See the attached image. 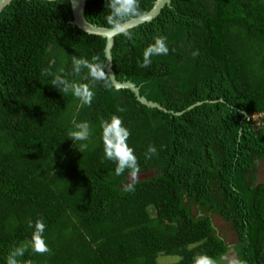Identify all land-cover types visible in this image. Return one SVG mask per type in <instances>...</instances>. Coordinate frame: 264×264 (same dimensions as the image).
<instances>
[{"label":"trees","instance_id":"obj_1","mask_svg":"<svg viewBox=\"0 0 264 264\" xmlns=\"http://www.w3.org/2000/svg\"><path fill=\"white\" fill-rule=\"evenodd\" d=\"M152 2L140 0L143 13ZM107 15L105 0H84L87 23L109 28ZM70 21L68 0H10L0 10V264L21 244V264L219 262L227 247L209 215L228 226L235 259L264 264V183L254 182L264 160V0H168L129 28L132 39L112 37V77L159 109L110 82L96 83L91 106L53 87L42 75L52 60V73L82 83L73 56L104 62V39ZM158 35L168 55L140 68ZM112 115L148 177L126 182L105 158L100 123ZM84 121L89 140L73 142L74 122ZM149 145L157 154L146 159ZM41 217L43 255L29 227Z\"/></svg>","mask_w":264,"mask_h":264},{"label":"clouds","instance_id":"obj_2","mask_svg":"<svg viewBox=\"0 0 264 264\" xmlns=\"http://www.w3.org/2000/svg\"><path fill=\"white\" fill-rule=\"evenodd\" d=\"M105 7L108 9V15L105 19L109 29L118 34H123L128 39H132V33L126 26L131 24L133 20L139 19L144 15L140 7V0H105ZM153 41L143 51L142 60L138 62L140 68L150 67L152 57L166 56L169 53V47L164 36H155L153 37ZM54 64L55 60H52L49 68H45L42 75L51 76V85L53 87L59 92L71 93L84 105L91 106L95 96L93 89L96 83L102 81L107 86L110 79V76L105 71L106 65L99 60V57H93L91 61L83 57H72V72L79 75L84 71L85 75L82 79L87 82L83 83L74 80L70 81L59 73H52L50 68ZM62 71L61 69L60 73ZM119 111L122 112L124 109L121 108ZM100 127L102 129L101 139L104 146V155L107 160L115 163L116 175H123L127 172L130 177L137 178L141 169L134 149L127 143L131 133L124 126L122 118L117 115H112L109 119H102ZM91 134L92 129L89 122H74V130L70 131L69 139L73 142L87 141ZM87 147L88 145L86 143H81L80 145L81 151L87 149ZM161 148L163 149V146ZM156 154V147L149 145L145 158L150 159L152 155ZM129 190H132V185H129ZM29 227L34 229L31 235L32 251L41 255L50 252L43 235L46 229L43 218H38L34 224L29 221ZM27 250V244L14 247L7 256L6 264H21L19 258L23 257ZM24 264H32V262L29 260L25 261ZM193 264H218V261L207 254H198L194 258ZM231 264H246V262L233 259Z\"/></svg>","mask_w":264,"mask_h":264},{"label":"water","instance_id":"obj_3","mask_svg":"<svg viewBox=\"0 0 264 264\" xmlns=\"http://www.w3.org/2000/svg\"><path fill=\"white\" fill-rule=\"evenodd\" d=\"M9 1L10 0H0V10ZM45 1H53V0H45ZM83 2L84 0H68L69 10L71 15L70 24L87 35L99 36L104 39V46L102 49V53H103L104 63L106 65L105 71L110 76L109 82L111 87L113 89H119V88L128 89L139 104L145 107L159 109V107L156 104L145 101L142 97L138 96L137 88L134 87L131 83L127 81L117 82L114 80L110 71L109 49L111 47L112 37L118 33L111 31L109 28L97 27L87 23L82 17ZM167 2L168 0H153L149 10L146 13H144V15L141 16L139 19L133 20L131 24L127 25L126 27L129 29L143 22L150 21L153 17H155V15L158 13L159 9L163 6V4H166Z\"/></svg>","mask_w":264,"mask_h":264},{"label":"rangeland","instance_id":"obj_4","mask_svg":"<svg viewBox=\"0 0 264 264\" xmlns=\"http://www.w3.org/2000/svg\"><path fill=\"white\" fill-rule=\"evenodd\" d=\"M255 181L257 183H264V160L256 162L255 166ZM150 175V173L139 174L137 178H132L130 176L126 177V182H131L135 180H140L146 178ZM210 225L214 231V234L220 238L225 246L227 247L224 256L219 260L218 264H231L234 258V253L232 250V246L234 245V237L232 233L229 231L228 226L222 222L219 218L214 215H209ZM177 258L172 256H163L160 255L157 257V262L168 263L171 261H175Z\"/></svg>","mask_w":264,"mask_h":264}]
</instances>
